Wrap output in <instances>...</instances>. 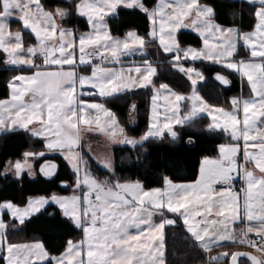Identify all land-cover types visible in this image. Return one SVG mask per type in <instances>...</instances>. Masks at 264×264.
I'll use <instances>...</instances> for the list:
<instances>
[{"label":"snow or ice","instance_id":"snow-or-ice-1","mask_svg":"<svg viewBox=\"0 0 264 264\" xmlns=\"http://www.w3.org/2000/svg\"><path fill=\"white\" fill-rule=\"evenodd\" d=\"M248 2L259 4L253 13L252 31L222 25L217 21L216 9L199 0H159L151 8L144 0H79L74 4L69 0L71 7L52 9L46 8L41 0H0V49L8 54L6 63L31 69L29 74H19L8 81L10 98L0 99V133L19 129L43 138L44 142L43 151L23 153V161H10L4 172L22 179L26 171L35 178L37 171L32 161L59 153L74 176L72 195L29 197L24 207L4 201L0 203V212L7 209L23 225L51 201L58 205L62 217L82 231L79 240L68 239L64 251L52 255L40 241L9 242L10 226L0 218V251L5 253V264H32L33 260L41 264H166L165 229L177 225L178 220L194 244L205 251L230 241L247 244L260 253L258 256L225 251L211 256L210 264H247L241 257L251 264H264V0ZM120 7L139 9L146 16L150 26L146 36L153 42L158 39L163 52L172 55V67L191 81L190 96L173 91L167 84L157 87L153 83L157 70L148 60L143 61V67L128 70L134 71L135 76H126L123 69L95 62L98 58L101 62L120 63L122 56L145 51L148 41L135 30L128 31L123 38L112 36L106 17ZM73 9L79 16L87 17L91 31L77 36L74 29L57 24V18L66 20ZM12 19L22 24L21 30H10ZM186 19L190 22L185 23ZM181 28L199 33L203 46L181 47L177 39ZM25 29L34 34L35 44L25 46ZM241 42L249 58L237 60ZM189 57L193 61L202 59L220 64L238 73L246 79L250 95L232 97L230 109L208 104L193 79L195 75L203 80V74L184 66ZM78 66H90V74L77 72ZM215 78L225 86L231 83L220 73ZM85 85L106 100L132 88L151 85L154 95L147 131L139 138L128 136L105 103L81 98L77 89ZM160 91L168 94L164 96L167 103L163 118L156 104ZM181 101L190 103L183 115ZM135 107L131 105L133 110ZM205 112L211 117L208 130L227 133L233 142L219 145L217 159L204 157L199 178L190 183L174 182L165 176L162 187L146 189L139 180L99 179L91 174L87 160L77 150L81 125L88 126V131L103 132L113 140L120 137L118 142L136 148L149 138L164 139L165 133L175 142L179 133L174 125L194 126L199 114ZM188 141L191 143L192 138ZM100 163L113 172L110 158ZM249 164H254V168H249ZM57 169L54 161L44 160L38 171L43 177L52 178ZM233 173L245 183L240 192L232 191ZM217 183L222 186L220 191L213 187ZM61 184L68 186L67 181ZM238 222L243 227L237 231L231 225ZM11 227L15 229V225ZM250 233L257 239H251Z\"/></svg>","mask_w":264,"mask_h":264},{"label":"trees","instance_id":"trees-1","mask_svg":"<svg viewBox=\"0 0 264 264\" xmlns=\"http://www.w3.org/2000/svg\"><path fill=\"white\" fill-rule=\"evenodd\" d=\"M77 0H72L76 3ZM157 0H144L148 7H152ZM216 9L217 21L224 26H239L243 31L252 29L255 19L254 7L241 0H200ZM49 9L57 6L71 7L69 0H41ZM107 23L113 35L122 36L129 30H135L139 35L146 36L148 20L139 9L118 8L117 12L108 16ZM17 25V24H16ZM63 25L71 27L76 33L88 30V22L78 16L74 9L72 15L63 20ZM18 26V25H17ZM25 45L32 42L28 33H24ZM178 41L182 45L198 47L200 38L194 33L181 31ZM236 57H247L248 52L241 46ZM204 80L198 83L200 95L211 105L228 106L229 99L241 92V79L233 71L218 64L196 62ZM18 73V70L7 66L4 55L0 52V99L8 96V81ZM216 73L226 76L230 85L223 87L214 80ZM165 83L179 93H186L190 88V80L172 66L159 68L155 84ZM151 87L133 92L118 94L116 98L105 99L95 96V99L105 103L116 116L119 126L125 128L131 137L141 136L148 125L149 100ZM135 102L136 121L128 123L129 106ZM192 138V142L188 138ZM228 137L220 131L206 130L203 127L196 131H183L179 141L172 142L168 136L164 139H149L142 146L136 148L127 145H117L113 148L114 171L121 180L143 183L146 189L161 187L165 176L174 182H191L197 177L200 159L203 156H213L220 143L226 142ZM44 150L43 141L22 130L0 134V202L11 201L16 205H24L28 198L36 195H49L52 192L67 193L74 180L73 173L66 161L58 153H49L35 163L44 160L54 161L58 165L56 174L52 178L38 176L35 179L23 174L22 179L2 177L1 172L9 159L20 157L26 151L39 152ZM88 166L99 176H105L106 171L98 168L87 155L83 156ZM61 181H67L63 186ZM55 213L54 215H51ZM172 217V215H170ZM175 218V217H172ZM166 231V264H202L210 261V254L195 245L180 220L177 225L168 226ZM82 236L80 229L75 228L66 218L62 217L57 207L47 206L43 211L29 217L17 230H8V241L12 243L31 240L41 241L46 250L52 255H58L64 250L68 239L78 240ZM0 264H5L0 255ZM41 264V263H40Z\"/></svg>","mask_w":264,"mask_h":264},{"label":"crops","instance_id":"crops-1","mask_svg":"<svg viewBox=\"0 0 264 264\" xmlns=\"http://www.w3.org/2000/svg\"><path fill=\"white\" fill-rule=\"evenodd\" d=\"M159 2V0L156 1L155 4H157ZM200 3L202 4H206V3H203L199 0ZM154 4V5H155ZM153 5V6H154ZM152 6V7H153ZM259 5H256L254 7V10L255 11V8L258 7ZM151 8V7H149ZM114 14H110L109 16H112ZM81 17V16H80ZM84 18V16H82ZM107 18L108 16L106 17V21H107ZM190 21L188 19L185 20V23H189ZM18 26H17V25ZM57 24L59 25H62L63 27H66V28H71V27H67V26H64L63 25V20L60 19V18H57ZM255 24V23H254ZM89 25V24H88ZM226 27H230V26H226ZM254 28V25L252 27L251 30L249 31H252ZM22 29V24L17 20V19H12L10 21V30L15 32L17 30H21ZM73 29V28H72ZM150 30V26H149V21H148V31ZM88 31H91L90 29V26L88 27V30L85 31V32H88ZM131 31V30H129ZM147 31V32H148ZM181 31H187V32H191V33H194L195 35H197L200 40H201V45L198 46V47H194V46H191V45H181V47H188V46H191V47H194V48H201L203 46V43H202V38L200 37L199 33H197L196 31H194L192 28H181L178 30L177 32V36H178V33L181 32ZM128 32V31H127ZM126 32V33H127ZM24 33H28L30 35V37L32 38V42H30L29 44H26L25 46L27 45H30V44H35L36 43V40H35V36L33 33L30 32V30H23V35ZM81 33H84V32H81ZM125 33V34H126ZM77 36L80 34V33H76ZM112 34V33H111ZM124 35L122 36H116V35H113L114 37H121L123 38ZM142 36V35H141ZM24 37V36H23ZM146 40L148 41L145 45V51L144 52H136L134 54H130V55H125V56H122L120 58V63H114V62H111V61H106L105 64H103L102 66L104 67H110V68H116L117 70H120V69H123L124 71V74L127 76V75H137L134 71L133 72H129L128 70L129 69H134L135 67H143V61L144 60H148L153 67L156 68V74L153 76V83L155 84V79H156V76L158 75V72H159V68L160 67H163V66H172V55L171 54H167V53H164L163 52V49L160 48L159 46V41L158 39L156 41H152L151 38L145 36ZM178 39V37H177ZM25 43V42H24ZM243 47V44L242 42L240 43V47ZM238 48V50H239ZM245 49V48H244ZM246 50V49H245ZM247 51V50H246ZM0 52L4 55V58H5V61H7L8 59V54L5 53L2 49H0ZM248 52V51H247ZM249 54V52H248ZM78 56H79V53L77 52V64H79V61H78ZM240 58H244V59H248L249 58V55L247 57H236L237 60H239ZM39 63V61H37ZM196 62H205V63H211L209 61H203L202 59L201 60H197V61H193L191 60V58L189 57L186 61H184V66L186 67L187 65H189L190 67L195 68L194 64ZM7 66L11 69H14V70H18V73L16 75H19V74H29L31 69H29L26 65H11V64H8L6 63ZM220 65V64H218ZM222 66V65H220ZM223 67V66H222ZM77 72L79 73H84V74H90L91 72V67H84V66H78L76 68ZM178 70V69H177ZM232 71V70H230ZM234 72V71H233ZM238 74V73H237ZM14 75V76H16ZM239 75V74H238ZM194 77V76H193ZM240 79H241V92L236 95V96H233V97H238V96H244V97H247L250 95V88L249 86L247 85V81L246 79L242 78L240 75H239ZM195 78V77H194ZM197 78V77H196ZM162 84V83H160ZM160 84H155L157 87H159ZM165 84V83H163ZM148 87H151L152 89V86H148ZM141 89H144V88H132L130 90H127L125 92H133V91H137V90H141ZM173 90V89H172ZM174 91V90H173ZM77 92L78 94H81V98L82 99H86V100H89L90 102H98V103H101L100 101L96 100L95 99V96H98V92L94 89L91 88L90 85H85L83 87V89H80L78 88L77 89ZM125 92H122V93H125ZM176 92V91H175ZM189 91H187L186 93H180V94H183L185 96H189ZM88 93H93L92 96H89L87 95ZM179 93V92H177ZM121 94V93H120ZM154 95L153 91H151V96H150V100H149V110H148V125H149V121H150V117H151V114H152V96ZM168 95L166 92L164 91H160L158 93V100L156 101V104H157V110L162 114V117L163 118V112H164V106L166 105V101L164 100V96ZM10 98V90H9V93H8V96L4 99H9ZM102 98V97H100ZM232 98V97H231ZM231 98L229 99V104L228 106H223V108L225 109H230L231 105H230V101H231ZM135 104V102H133L131 105ZM209 104V103H208ZM131 105L129 106V110H128V123L130 125L134 124L135 121H136V110L132 109L131 108ZM180 105H181V112L180 114L183 115V113L185 112V110H188V108H190V103L187 102V101H181L180 102ZM211 105V104H210ZM213 106H216V105H213ZM216 107H222V106H216ZM130 113H131V117L130 118ZM215 114V113H214ZM211 123V117H209L208 115H201L199 119H196L194 121V126L192 125H174V129L179 133V138L177 139V141L180 140V137H181V133L185 130L187 131H196L198 130L199 128H204L206 130H208L207 128V125ZM148 125H147V129H148ZM83 130L81 132V143H80V146L78 147V151L81 152V154L84 156V155H87L89 158H92L94 156H91V152L94 150H97V149H100V147L102 145H107L108 146V151L112 152V155H113V148L117 145H127V144H123V143H120L118 142L119 139H122L120 137H118L116 140H113V139H110L109 136L103 132H99V131H88L86 130L88 128V126H84V125H81L80 126ZM92 127H95V125H93ZM147 129L145 131H147ZM19 130V129H17ZM221 132V131H220ZM5 133V132H3ZM223 133V132H222ZM2 134V133H0ZM29 134V133H28ZM224 135H226L228 137V140L226 142H223V143H220V144H229V143H232L233 141L231 140V137L229 134L227 133H223ZM31 135V134H29ZM129 136V135H128ZM165 136H167V133H165ZM131 137V136H130ZM140 137V136H139ZM139 137H136V138H139ZM35 138H39L43 141V138H40V137H35ZM170 138V137H169ZM149 139H155V138H149ZM258 142V141H257ZM44 144V142H43ZM219 144V145H220ZM219 145L217 147V152L215 155L213 156H203L201 159H200V162H199V166H198V171H197V177L196 179L199 178V169H200V166H201V163L203 161V158L204 157H208L209 159H217L219 157ZM127 146H130V145H127ZM243 146V141H241V147ZM27 152V151H26ZM40 152V151H39ZM25 153V152H24ZM59 154V153H58ZM23 155V154H22ZM21 155V156H22ZM60 155V154H59ZM20 156V157H21ZM62 157V155H60ZM18 157V158H20ZM63 158V157H62ZM240 159L242 161V153H241V156H240ZM36 161V160H35ZM40 164H42V162L40 163H35V167L37 169V172H38V176L40 175L39 173V167H40ZM249 168H254V164H249L247 165ZM257 174H258V170H256ZM2 173H3V170L1 172V176H2ZM3 177V176H2ZM6 177V176H5ZM233 181L232 182H237L238 183V189H237V192H240V189L245 187V183L244 181L240 178V176L237 174V173H233ZM119 178V176H118ZM120 179V178H119ZM195 179V180H196ZM121 180V179H120ZM194 180V181H195ZM193 182V181H191ZM180 183V182H178ZM184 183H190V182H184ZM219 183L217 184H214L213 187L215 188L216 185H218ZM163 186V185H162ZM161 186V187H162ZM243 196V193H241V197ZM2 202V201H1ZM242 202V200H241ZM172 215V214H169V216ZM158 222V221H157ZM182 222V221H181ZM7 224H9V229L13 230V228L11 227V224L9 223V221L7 222ZM231 227H233L235 230H239L240 228L243 227V223L242 222H238V223H235L233 225H231ZM20 228V227H19ZM8 229V230H9ZM14 230H17V229H14ZM82 232V231H81ZM250 238H253V237H256V235L254 233H250L249 234ZM35 241H39V240H31V241H26V242H18V243H32V242H35ZM202 249V248H201ZM203 250V249H202ZM250 251L256 255H260V253H257L255 249L251 248L249 245L247 244H244V245H241L239 244L238 242H230V241H224V242H221V244L219 246H215L213 247L210 251H205L207 252L208 254H210V257L211 256H216V255H219L220 253L222 252H225V251H228V252H232V251ZM64 251V250H63ZM62 251V252H63ZM5 253L3 251H0V255L3 256ZM225 260H227V258H224ZM246 261V260H245ZM247 262V261H246ZM41 262H38V261H34L32 262V264H40ZM202 264H210V261L208 262H205V263H202ZM247 264H249L247 262Z\"/></svg>","mask_w":264,"mask_h":264},{"label":"rangeland","instance_id":"rangeland-1","mask_svg":"<svg viewBox=\"0 0 264 264\" xmlns=\"http://www.w3.org/2000/svg\"><path fill=\"white\" fill-rule=\"evenodd\" d=\"M76 2H79V0H77ZM120 8H125V7H120ZM77 14V13H76ZM78 15V14H77ZM79 16V15H78ZM82 17V16H81ZM84 18L87 20V17H85L84 16ZM88 22V21H87ZM106 63V62H105ZM104 63V64H105ZM103 65V64H102ZM193 79H196L197 80V86H198V83L199 82H201V81H203V80H200L198 77L196 78H194L193 77ZM197 90H198V88H197ZM189 92V96L191 95V93H192V85H191V81H190V88H189V90H188ZM186 111V110H185ZM201 115H207V113L205 112V113H200L199 114V116L197 117V119H199L200 118V116ZM27 152H33V151H27ZM92 154H91V156H94V157H92V158H90V159H92L94 162H95V164H96V166L98 167V168H100V169H102V170H105L107 173H106V175L105 176H99V174L98 173H95V172H93V170L88 166V164H87V168H88V170L91 172V174L93 175V176H95V177H97V178H99V179H104V178H109L110 180H119V181H121V182H126V181H124V180H120L119 178H118V175L115 173V171H114V158H113V155H112V152L110 151H108V146L105 144V145H102L101 147H100V149H97V150H93L92 152H91ZM105 158H110L111 159V161H112V164H113V172H114V175H113V172H110V171H108L107 169H105L102 165H101V163H100V161L101 160H103V159H105ZM23 159H24V157H23V155L20 157V158H15V159H9L7 162H6V165L4 166V168H3V173H2V176L3 177H11V178H14L15 179V177H14V175L12 174V172H8V173H5L4 172V169H5V167L9 164V162L11 161V162H15V161H17V160H21V161H23ZM32 163H33V165H34V168L36 169V167H35V160L34 161H32ZM71 169V168H70ZM36 171H37V169H36ZM72 171V170H71ZM23 174H26L27 175V172L25 171ZM28 176V175H27ZM41 176V175H40ZM29 177V176H28ZM38 177V172H37V175H36V177L35 178H37ZM31 178V177H30ZM35 178H32V179H35ZM53 193H55V194H58V195H61V196H66V195H72L73 194V188L72 187H70V191L69 192H67V193H58V192H52L51 194H49V195H36V196H31V197H39V196H45V197H49V196H51ZM77 194H80L79 192H77ZM5 201H8V200H5ZM4 201H2V202H0V203H3ZM27 204V202L24 204V205H21L20 207H24L25 205ZM16 205V204H15ZM49 205H53V206H55V207H57L58 208V205H55L54 203H52L51 201H49V204H47V205H45V207L43 208V209H41V211H43L47 206H49ZM17 206H19V205H17ZM59 209V208H58ZM40 211V212H41ZM37 214V213H36ZM35 215V214H34ZM0 218H2L6 223L9 221V223L11 224V226L12 225H15V229H18L19 227H21L22 225L21 224H19V222L17 221V220H15L14 218H12L9 214H8V212H7V209H5V210H3L2 212H0ZM27 220V219H26ZM25 220V221H26ZM82 237V236H81ZM80 237V238H81ZM79 238V239H80ZM78 239V240H79ZM41 242V241H40ZM34 261H36V260H34ZM39 262V261H38Z\"/></svg>","mask_w":264,"mask_h":264},{"label":"built area","instance_id":"built-area-1","mask_svg":"<svg viewBox=\"0 0 264 264\" xmlns=\"http://www.w3.org/2000/svg\"><path fill=\"white\" fill-rule=\"evenodd\" d=\"M95 62L96 63H101V64H104L106 61H104V62H101L98 58H96V60H95ZM188 67H190L189 65H187L185 68H188ZM182 75L183 76H186L184 73H182ZM194 77H196L195 75H193ZM187 77V76H186ZM221 185L220 184H218V185H216L215 186V189L217 190V191H220V189H221ZM237 189H238V183L237 182H232V191H235V192H237ZM251 239H257V237H253V238H251Z\"/></svg>","mask_w":264,"mask_h":264},{"label":"water","instance_id":"water-1","mask_svg":"<svg viewBox=\"0 0 264 264\" xmlns=\"http://www.w3.org/2000/svg\"><path fill=\"white\" fill-rule=\"evenodd\" d=\"M241 1H243V2H245L246 4L251 5V6L259 5L258 3L250 4V3L248 2V0H241ZM214 80H215L218 84H220L221 86L226 87L225 85L221 84L218 80H216L215 76H214ZM227 86H228V85H227ZM40 175L42 176V174H40ZM63 186H64V185H63ZM238 251H239V250H238ZM244 252H250V251H244ZM250 253H252V252H250ZM252 254H254V253H252ZM254 255H256V254H254ZM240 259H241V260H246L249 264H251V262H250L249 260H247L246 257H241Z\"/></svg>","mask_w":264,"mask_h":264}]
</instances>
